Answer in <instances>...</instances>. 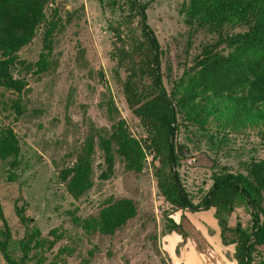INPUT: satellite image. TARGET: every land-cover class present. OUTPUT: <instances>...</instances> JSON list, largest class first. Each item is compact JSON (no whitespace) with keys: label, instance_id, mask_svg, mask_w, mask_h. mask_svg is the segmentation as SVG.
<instances>
[{"label":"rangeland","instance_id":"374dc122","mask_svg":"<svg viewBox=\"0 0 264 264\" xmlns=\"http://www.w3.org/2000/svg\"><path fill=\"white\" fill-rule=\"evenodd\" d=\"M27 1L34 7L41 4V0ZM110 1L48 0L43 12L56 25L45 70L37 72L34 65L41 52L39 27L31 40L14 53L9 66L12 79L24 82V86L20 92L0 86V135L11 130L18 149L13 166L10 157L0 160V206L14 257L21 254L18 242L26 231H38L37 244H29L26 264L179 263H171L169 256L177 254L181 242L175 247L173 244L169 252L167 247L175 237L183 238L168 233L167 227L168 219L176 222L180 211L174 212L158 191V157L145 150L142 169L133 172L126 171L113 152L111 173L106 179L99 177L104 165L97 135L105 137L110 125L120 119L132 138L141 141L146 137V126L131 115L123 99L125 72L110 60L115 43L113 29L124 43L128 42L138 37V17L127 18L125 6L119 9ZM136 1L145 5V22L160 50L162 85L170 93L174 84L183 80L192 59L205 45L216 42L217 34L193 30L185 22L188 0ZM234 31L223 29L222 34ZM244 95L246 92L197 98L194 102L201 106V112L196 120H189L175 107L179 156L176 172L192 203L205 193L212 174L223 168L245 174L249 163L264 158V100L246 115L243 111L250 103L234 106V101ZM90 137L92 185L73 199L65 192L58 172L72 164ZM109 199L130 200L135 215L111 235L86 231L82 222L95 217ZM14 207L21 209L27 224L20 223ZM260 208L259 219L264 221V192ZM210 215V211L194 212L184 217L194 225L205 223L202 232L212 243L219 236ZM236 222L242 229L250 226L248 209L242 202L228 217L229 229ZM183 225L191 231L186 222ZM225 238L230 239L231 234L225 233ZM222 251L228 264H235L233 245L223 246ZM185 254L190 264H196L191 254ZM251 257L253 262H264V244L255 246ZM0 264H6L1 254Z\"/></svg>","mask_w":264,"mask_h":264},{"label":"trees","instance_id":"16d2710c","mask_svg":"<svg viewBox=\"0 0 264 264\" xmlns=\"http://www.w3.org/2000/svg\"><path fill=\"white\" fill-rule=\"evenodd\" d=\"M48 0H41L38 7L27 0H0V86L20 92L24 82L12 79L9 66L14 53L27 44L36 30L41 27V52L35 62L37 72L45 70L50 52L52 33L56 23L46 19L43 6ZM111 6H125L126 16L138 17V37L125 42L117 29H113L115 43L110 60L123 68L125 79L122 86L124 102L141 124L146 126V137L141 141L132 138L122 120L110 125V132L97 135V147L102 154L104 170L101 179L111 173L113 152L120 158L126 171L139 172L143 167L145 150L158 157L155 170L156 186L163 199L180 212H204L212 210L219 242L233 245L232 259L235 264H264L253 262L255 246L264 244V221L259 219L260 204L264 192V158L253 161L246 167V173H233L223 168L210 178V185L197 203H192L180 183L176 172L178 151L176 148V110H181L189 120H196L201 106L194 101L201 96L235 95L246 92L244 97L234 101L237 108L244 103L247 115L251 108L264 100V0H188L184 6L185 22L193 30L203 29L217 34L213 44L205 45L196 55L174 89L166 93L160 74V50L157 40L145 22V5L136 0L110 1ZM55 12V10H54ZM223 29L234 31L222 34ZM223 44V45H222ZM220 50H215L221 46ZM257 111V110H256ZM199 112V113H198ZM259 112V111H258ZM92 137L82 145L80 153L70 166L58 172V179L64 184L65 192L73 199L84 194L92 185L90 179ZM18 154L17 143L12 131L6 129L0 135V160L10 157V166ZM248 209L250 226L242 229L239 223L233 228L227 220L240 203ZM21 224L28 220L19 208L14 207ZM135 215V207L128 199L107 200L95 217L88 218L81 225L85 230L111 235ZM167 232H175L185 239L180 224L168 219ZM0 254L6 264H26L30 242L37 244L38 231L27 230L18 242L21 254L14 257L10 250V232L0 206ZM231 234L230 239L225 233Z\"/></svg>","mask_w":264,"mask_h":264},{"label":"crops","instance_id":"0c3cea01","mask_svg":"<svg viewBox=\"0 0 264 264\" xmlns=\"http://www.w3.org/2000/svg\"><path fill=\"white\" fill-rule=\"evenodd\" d=\"M211 213L212 217V212L211 210H207L204 212H209ZM202 213V212H201ZM189 214L188 212H180L179 213V218L176 220V223L180 224L181 228L185 232V239L180 240L177 239V237H173L175 240L172 242L170 241V245L167 247V250L169 252V249L171 250L173 244L174 247L177 244V242H181L180 246L177 248V254H170L169 259L171 260V263H175L177 260L179 263L175 264H190L189 260L187 259V254L192 255L193 259L196 261V264H207L208 261H214V264H228L227 260L224 258L222 255L221 251L223 248V245L219 242V239L217 242H212L210 243L209 240L204 236V232H202V228L205 229L206 225L205 223L200 224V222H197V224L190 223L189 219L187 217H184V215ZM212 219V225H214L215 229L217 230V226L215 223V220ZM175 222V221H174ZM183 222H186L188 226H190V232H188L184 225ZM211 226V225H210ZM173 234V233H170ZM169 235V234H168ZM167 235V239L170 237ZM191 236V239L190 237ZM218 237V236H217ZM223 252V251H222ZM185 254V255H184ZM184 255V256H183ZM213 258L215 260H213Z\"/></svg>","mask_w":264,"mask_h":264}]
</instances>
